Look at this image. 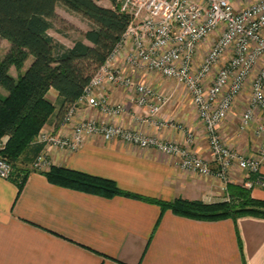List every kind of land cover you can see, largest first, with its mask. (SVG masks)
I'll use <instances>...</instances> for the list:
<instances>
[{"label":"crops","instance_id":"1","mask_svg":"<svg viewBox=\"0 0 264 264\" xmlns=\"http://www.w3.org/2000/svg\"><path fill=\"white\" fill-rule=\"evenodd\" d=\"M103 1L102 6L112 7L109 0ZM116 63L125 74L167 96L158 118L174 125L158 129L146 124L148 109L135 103L133 92L111 86L106 94L112 102L124 105L121 114L106 117L78 104L72 123L55 132L69 134L73 124L84 119L106 120L180 143L191 131L193 152L212 161L205 126L185 87L174 88L172 81L160 80L157 73L130 68L123 52ZM14 69H10L12 75ZM0 94L7 95V91L0 87ZM51 95L56 97L57 92ZM236 127L231 119L222 123L224 142L253 156L263 138L250 131L249 139L237 138ZM47 129L54 131L53 123ZM48 158L53 165L109 178L124 190L166 201L182 198L211 203L227 196L224 183L214 175L182 169L175 157L118 139L88 136L77 151L52 148ZM244 180L245 172L233 166L229 183L242 185ZM18 185L13 178L0 176V264H264V218L191 219L139 199L106 198L58 186L37 170L29 173L21 190ZM252 195L264 200V188H253Z\"/></svg>","mask_w":264,"mask_h":264},{"label":"built area","instance_id":"2","mask_svg":"<svg viewBox=\"0 0 264 264\" xmlns=\"http://www.w3.org/2000/svg\"><path fill=\"white\" fill-rule=\"evenodd\" d=\"M121 10L131 15V24L106 63L85 87L77 105L65 117L64 124L72 123L78 104L97 109L106 117L121 114L124 105L112 102L106 94L107 88L120 86L133 92L138 106L148 109V118L143 122L158 129L174 125L158 118L168 102L167 96L148 84L136 81L118 67L116 61L123 52V60L130 68L158 73L186 88L205 126L212 161L193 152L195 136L191 131L180 143L165 141L106 120L84 119L73 124L69 134L43 129L35 141L43 145V150L34 162V169H49L50 165L47 169L45 166L52 148L77 151L88 136H98L156 149L177 158L182 169L203 176L214 175L224 183L223 190L227 196L223 200H229L230 172L235 165L245 172V187H264L262 177L255 178L261 173L264 159V64L252 83L249 108L239 125V130L245 131L255 120L258 121L255 134L263 138L260 154L247 156L233 150L225 144L220 133V127L241 95L247 78L255 65L264 59V0H122ZM214 31L220 32V37L201 67L194 71L199 49ZM230 49L233 51L231 58L207 88L203 81ZM220 96V105L215 109L213 106ZM211 162H214V167ZM13 172L12 165L0 155V176L10 179Z\"/></svg>","mask_w":264,"mask_h":264},{"label":"trees","instance_id":"3","mask_svg":"<svg viewBox=\"0 0 264 264\" xmlns=\"http://www.w3.org/2000/svg\"><path fill=\"white\" fill-rule=\"evenodd\" d=\"M109 1L112 7L96 0H0V36L10 43L0 61V87L7 91V95L0 94V155L12 165L11 178L18 181L20 190L29 173L36 171L31 162L43 150V145L35 142L38 134L51 123L54 131L63 126L65 117L131 24V15L121 10L122 0ZM59 4L90 24L82 32L83 39L72 46L49 34ZM12 67L17 76L11 74ZM53 90L56 97L51 95ZM41 172L58 186L106 198L139 199L191 219L264 218V200L253 197L252 189L244 185L229 184V200L166 201L124 190L112 179L63 166L52 164Z\"/></svg>","mask_w":264,"mask_h":264},{"label":"rangeland","instance_id":"4","mask_svg":"<svg viewBox=\"0 0 264 264\" xmlns=\"http://www.w3.org/2000/svg\"><path fill=\"white\" fill-rule=\"evenodd\" d=\"M96 1L100 5H104V3H105L103 0H96ZM56 12H57V16H56V18L53 19V28L49 30V34L52 35L59 42L65 44L66 46H72L74 41L79 40V39H83L82 32H84V31L89 29V27H90L89 21L86 20L85 18H83L78 13H75V12L67 10L63 5H60V4L57 6ZM219 37H220V32L214 31L213 33L210 34V36L208 37L207 41L200 47V49H202V47H204L205 50L200 51V49H199V52H198L197 57H196V62L194 64V71L198 70L201 67L203 61L205 60L206 56L210 53V51L214 47V45L216 44V42L219 39ZM9 49H10L9 41L4 39V38H2L0 36V61L4 57V55L7 53V51ZM232 52H233L232 49L228 50L222 56L221 60L216 65H214L212 67L208 77L203 81L204 85L207 88H209L213 84V82H214L219 70L224 65L227 64L228 60L232 56ZM199 58H200V60H199ZM29 63L30 62H28L26 64V66H28ZM263 64H264V59H261L255 65L254 70L251 72V74L249 75V77L247 78V80H246V82L244 84V87H243V89L241 91V95L239 97H237L232 109L228 112V115H227L226 119L223 121V123H224V122L228 121L229 119H231V120H233L236 123V125H237L236 133L238 135L237 138L249 139L250 138V135H249L250 133H248L249 131L253 132L254 136L257 138V136L255 134V127H256V125L258 123L257 120H255L249 126V128L247 130H245V131H240L239 130V125L241 123V120H242V117H243L244 113L249 108V104H250V101H251V95H252V83L255 80V78L257 77V75H258L260 69L262 68ZM12 72H13L14 76H17V71L15 69ZM148 73H152V72H148ZM158 75H160V74H158ZM160 76L162 77V78H160V80L172 81L174 83V88H177L178 83L175 80L166 78V77H164L162 75H160ZM141 83L148 84L149 86L153 87L152 84H149L147 82L141 81ZM180 88H182V86H180ZM185 91H186L185 92L186 95L190 96V98L192 100V97H191L190 93L187 90H185ZM221 99L222 98L220 96L219 99L217 100V102L214 104L213 107L215 109L220 105ZM262 144H263V140L258 145V147H257V149H256V151L254 153V156H257V155L260 154V148H261ZM228 147H230V146H228ZM230 148H232L233 150H236L237 152H239L233 146L230 147ZM244 155H246V154H244ZM247 156H250V155H247ZM35 160H33L31 162L33 167H34ZM51 164H52V162L48 158L47 159V166H45V168L48 167L49 165L51 166ZM259 177H262V179L264 180V175L262 173H259V175L256 176L255 178H259ZM256 187L264 188V187H261L259 185H255L254 186V188H256Z\"/></svg>","mask_w":264,"mask_h":264}]
</instances>
